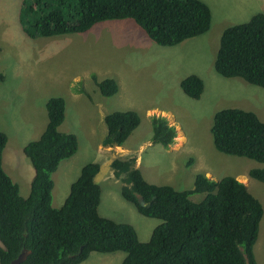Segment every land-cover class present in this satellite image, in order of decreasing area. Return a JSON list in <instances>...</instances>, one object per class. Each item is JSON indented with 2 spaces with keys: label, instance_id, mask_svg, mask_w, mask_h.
I'll return each mask as SVG.
<instances>
[{
  "label": "trees",
  "instance_id": "16d2710c",
  "mask_svg": "<svg viewBox=\"0 0 264 264\" xmlns=\"http://www.w3.org/2000/svg\"><path fill=\"white\" fill-rule=\"evenodd\" d=\"M132 19L156 44L173 46L205 33L211 26V10L204 0H22L19 23L30 37L82 32L112 19ZM223 77H239L264 88V12L225 27L214 60ZM91 78L103 96L118 90L112 77ZM188 97L198 99L204 81L189 73L179 82ZM47 123L40 135L23 147L33 167L29 193L2 167L7 136L0 131V264H10L29 250L19 264H79L92 251L125 252L120 264H257L254 245L263 215L261 201L231 175L218 180L196 173L193 187L178 190L169 184L148 181L135 166L134 156L114 157L113 174L120 179L121 196L136 210L161 220L147 241L135 228L98 213L101 186L95 181L99 163H84L70 183L59 207L52 205V174L59 163L78 148L74 133L59 129L65 116V100L46 101ZM103 147L126 144L140 123L132 109L104 115ZM153 143L167 147L174 141L175 127L163 116H151ZM214 147L222 153L245 156L264 163V121L256 112L225 107L213 115L210 127ZM264 181V167L248 170ZM193 193L204 197L193 201Z\"/></svg>",
  "mask_w": 264,
  "mask_h": 264
},
{
  "label": "rangeland",
  "instance_id": "374dc122",
  "mask_svg": "<svg viewBox=\"0 0 264 264\" xmlns=\"http://www.w3.org/2000/svg\"><path fill=\"white\" fill-rule=\"evenodd\" d=\"M204 1L211 10L210 28L179 44L162 46L130 18L100 21L82 32L30 38L18 19L22 0H0V131L7 136L2 167L26 195L30 188V179L25 183L27 165L29 172L33 169L23 147L33 137L24 129L37 124L43 128L47 122L46 101L62 96L65 116L59 128L77 136L78 148L60 162L70 159L68 165L60 164L52 174L54 207L63 203L81 166L98 162V213L130 223L138 239L147 241L161 220L139 213L121 196L122 183L110 166L114 157L134 156L144 178L178 190L192 188L196 173L214 180L231 175L248 184V190L262 203L254 255L257 264H264V181L248 174L250 168L264 167V163L219 152L210 132L214 113L225 107L254 110L264 121V102L256 103L264 100V88L239 77H223L214 69L222 30L244 22L252 13L264 12V0ZM92 73L98 79L114 78L117 92L103 96ZM189 73L198 74L204 81L198 99L188 97L180 88V80ZM232 84L243 85L245 90L241 94L231 88ZM250 91L260 95L255 93L251 98ZM127 109L138 112L139 125L122 148L103 147L104 115ZM151 116H163L175 127L174 141L167 147L151 142ZM189 197L198 201L204 193ZM124 256L121 250L92 251L79 264H120Z\"/></svg>",
  "mask_w": 264,
  "mask_h": 264
},
{
  "label": "crops",
  "instance_id": "0c3cea01",
  "mask_svg": "<svg viewBox=\"0 0 264 264\" xmlns=\"http://www.w3.org/2000/svg\"><path fill=\"white\" fill-rule=\"evenodd\" d=\"M233 86L231 87L233 90H239V92L241 93V92H243V90H245V88H244V86L243 85H241V86H236V85H234V84H232ZM255 93H259L258 91H250V97L251 98H255L256 97V95H255ZM242 94V93H241ZM259 95H260V93H259ZM261 95L264 97V93H261ZM262 102H264V100H261V99H258L257 100V104L258 103H262ZM258 108V107H257ZM254 111V110H253ZM258 113V112H257ZM256 113V114H257ZM258 115V117H260L259 116V113L257 114ZM47 123V122H46ZM46 125V124H45ZM45 127V126H44ZM44 127L43 128H41L40 127V124H37V125H33V126H31V127H29V128H25L24 130L26 131V134H28V133H31V137H33V139H35V138H37L39 135H40V133L43 131V129H44ZM60 129V128H59ZM89 129L91 130V132H92V127L91 126H89ZM19 130H21L20 128H19ZM61 131H63V130H61ZM105 134H106V132H105ZM104 134V135H105ZM104 135L101 137V139L104 137ZM27 143V142H26ZM25 143V144H26ZM122 146H125V145H121V146H115V147H107V148H122ZM4 154H6L7 156H8V154H7V152L6 153H4ZM68 160H70V159H68ZM68 160H66V161H64V162H62V163H59V165L61 164V166H62V164H66L67 163V165H68ZM63 161V160H62ZM58 165V166H59ZM63 166H66V165H63ZM27 168H28V172H27V174H26V177H25V183H27L28 182V180L30 179V181H31V178H32V176H33V171L31 172H29V167H28V165H27ZM32 169H33V167H32ZM80 171V170H79ZM76 179V178H75ZM74 179V180H75ZM73 180V181H74ZM245 184V183H244ZM246 186H248V184H245ZM20 190V189H19ZM29 193V192H28ZM28 193L26 194V195H22V193H20L21 194V196H24V197H26L27 195H28ZM255 245H256V243H255ZM254 252H255V246H254ZM263 256H264V254H263ZM264 258V257H263Z\"/></svg>",
  "mask_w": 264,
  "mask_h": 264
},
{
  "label": "water",
  "instance_id": "95a60500",
  "mask_svg": "<svg viewBox=\"0 0 264 264\" xmlns=\"http://www.w3.org/2000/svg\"><path fill=\"white\" fill-rule=\"evenodd\" d=\"M29 252H30L29 250H26V251L19 253V255L15 259H13L10 264H19L26 258Z\"/></svg>",
  "mask_w": 264,
  "mask_h": 264
}]
</instances>
